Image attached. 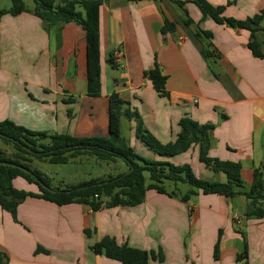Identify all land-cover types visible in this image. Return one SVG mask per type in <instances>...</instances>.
<instances>
[{
    "label": "crops",
    "instance_id": "0c3cea01",
    "mask_svg": "<svg viewBox=\"0 0 264 264\" xmlns=\"http://www.w3.org/2000/svg\"><path fill=\"white\" fill-rule=\"evenodd\" d=\"M206 1L224 7L223 16L238 21L264 11V0ZM27 8L32 10L34 4ZM166 20L175 25L174 32L163 34ZM201 31L211 38H195ZM100 39L102 87L95 98L87 95V43L81 26L70 23L46 30L32 12L4 15L0 122L52 136L109 137V97L117 93L163 144L176 141L183 118L214 125L210 156L241 163L248 191L254 170L264 162V33H256L262 54L256 57L248 46L249 31L204 18L193 0H105ZM201 49L211 57L206 59ZM155 65L166 77L164 95L146 76ZM121 133L136 152L147 154L146 159L183 165L192 154L201 169L199 175L191 165L198 178L226 181L224 174L199 161L198 147L163 158L137 139L134 120L122 117ZM108 164L119 168L117 161ZM108 176L117 175L104 173L89 180ZM13 183L18 190L39 193L23 178ZM188 190L167 189L173 196L150 190L138 206L99 211L28 198L18 206L16 217L0 208V253L6 264H121L91 249L110 237L119 245L161 251L163 261L150 264H264V216L247 218L243 195L199 192L183 202Z\"/></svg>",
    "mask_w": 264,
    "mask_h": 264
},
{
    "label": "trees",
    "instance_id": "16d2710c",
    "mask_svg": "<svg viewBox=\"0 0 264 264\" xmlns=\"http://www.w3.org/2000/svg\"><path fill=\"white\" fill-rule=\"evenodd\" d=\"M105 0H34V8L29 10L23 0H11L10 9H0V20L6 14L18 16L25 12H32L38 17L46 30L60 29L66 24L74 23L82 27L87 43V95L100 97L101 95V39H100V8ZM180 7L185 3L175 2ZM201 10L204 18L210 17L216 23L226 24L232 28H241L250 32V50L256 57H262L257 32L264 33L260 24L264 18V11L246 21H238L223 16L225 8L213 6L206 0H193ZM192 21H186L191 25ZM175 25L168 20L162 28L163 34L174 32ZM209 32H198L195 38H211ZM202 55L209 59L211 53L201 49ZM109 63L115 66L112 58ZM154 88L162 95L165 92L166 77L157 65L146 74ZM129 103L117 93L109 97V137L76 138L72 136H56L47 133H35L18 126L11 121L0 122V140L11 145L17 153L16 158H10L0 151V162L14 164H0V208L16 217L20 204L28 198L42 199L59 206L81 204L89 206L93 211L103 208L133 207L142 204L150 190L173 196L164 186L166 181L184 183L190 186L182 197L187 202L192 195L201 192L204 195L217 194L228 198L243 195L247 201L245 216L260 219L264 216V162L260 168L254 170L253 182L248 191H244L241 177L242 164L222 161L210 156L212 147V124H200L191 118L180 121L181 132L176 141L168 144L161 143L143 124L137 112L129 109ZM122 117L136 122L137 139L151 152L159 157L173 158L187 153L198 147L199 161L214 173H222L225 182L209 181L198 178L189 164L175 165L168 161L149 160L136 153L121 133ZM49 140L48 143L44 141ZM28 156L39 161L47 160L51 165L68 164L83 156L95 158L98 161L110 163L117 159L127 166L129 174L120 173L117 176L91 179L66 188H54L50 179L37 170H33L26 161ZM25 168L29 172L21 169ZM148 174V179L146 177ZM23 178L30 184H35L39 193L26 192L14 187V180ZM148 180L150 183H148ZM101 184V185H99ZM52 188L59 193H52ZM71 191V192H68ZM221 237H219L220 240ZM96 255L105 256L121 264H150L151 260L163 261V254L145 251L119 245L114 238L105 237L92 246ZM218 244L215 248L217 258ZM7 258L0 253V264H6Z\"/></svg>",
    "mask_w": 264,
    "mask_h": 264
},
{
    "label": "rangeland",
    "instance_id": "374dc122",
    "mask_svg": "<svg viewBox=\"0 0 264 264\" xmlns=\"http://www.w3.org/2000/svg\"><path fill=\"white\" fill-rule=\"evenodd\" d=\"M27 4V6L33 5L34 0H24ZM12 6L11 0H0V9H10ZM49 140L44 141V143H48ZM0 151L4 152V155L10 158H16L17 153L16 150L11 145H6L0 140ZM141 152V151H140ZM144 158H147L146 153H139ZM192 154H188L187 160L188 164L191 166L194 163V168L196 170V173L201 174V169L196 163L197 160L195 157L193 158ZM27 164L33 169L41 172L45 176H47L50 179V183L54 188H66L68 186H71V184H75L80 182L81 180H89L90 178H95L99 175H102L104 173L106 174H112V175H118V169H122L123 173L128 172L125 164L122 162V160L117 159V163L119 165V168H116V165L114 164H108L102 161H98L95 158H79L74 159L68 164L64 165H51L47 162V160L39 161L35 158L28 156ZM151 160V159H149ZM159 160V161H163ZM192 167V166H191ZM192 167V169H193ZM120 174V173H119ZM146 177L148 179V174H146ZM224 179H226L225 175L223 176ZM225 182V181H224ZM148 183L150 181L148 180ZM164 186L168 190H178L179 192H185L190 188L188 184L184 183H173L170 181H166L164 183ZM246 189V188H245ZM244 190V189H242ZM245 191V190H244Z\"/></svg>",
    "mask_w": 264,
    "mask_h": 264
},
{
    "label": "water",
    "instance_id": "95a60500",
    "mask_svg": "<svg viewBox=\"0 0 264 264\" xmlns=\"http://www.w3.org/2000/svg\"><path fill=\"white\" fill-rule=\"evenodd\" d=\"M0 164H7V165H10V166H16V165H14V164L4 163V162H0ZM20 168L23 169V170H25V171H27V172H29V170H27V169H25V168H22V167H20ZM131 170H132V169H131ZM131 170L128 171L126 174H129V173L131 172ZM99 185H101V184H99ZM48 190L51 191L52 193H59V192H60V191H55V190H53L52 188H48ZM68 192H71V191H68Z\"/></svg>",
    "mask_w": 264,
    "mask_h": 264
},
{
    "label": "built area",
    "instance_id": "2783aa9c",
    "mask_svg": "<svg viewBox=\"0 0 264 264\" xmlns=\"http://www.w3.org/2000/svg\"><path fill=\"white\" fill-rule=\"evenodd\" d=\"M183 40H184V37H181V38H180V40H179V44H181ZM234 219H236V220H237L238 218H237V217H235Z\"/></svg>",
    "mask_w": 264,
    "mask_h": 264
}]
</instances>
